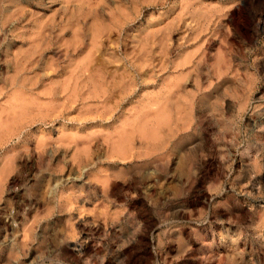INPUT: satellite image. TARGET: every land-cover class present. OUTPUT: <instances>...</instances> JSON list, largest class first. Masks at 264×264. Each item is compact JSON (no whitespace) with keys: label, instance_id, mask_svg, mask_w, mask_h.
Returning a JSON list of instances; mask_svg holds the SVG:
<instances>
[{"label":"rangeland","instance_id":"1","mask_svg":"<svg viewBox=\"0 0 264 264\" xmlns=\"http://www.w3.org/2000/svg\"><path fill=\"white\" fill-rule=\"evenodd\" d=\"M0 264H264V0H0Z\"/></svg>","mask_w":264,"mask_h":264},{"label":"bare ground","instance_id":"2","mask_svg":"<svg viewBox=\"0 0 264 264\" xmlns=\"http://www.w3.org/2000/svg\"><path fill=\"white\" fill-rule=\"evenodd\" d=\"M44 43V42H43ZM95 57V56H94ZM92 58V57H91ZM103 58V57H102ZM95 59V58H94ZM89 61V60H88ZM91 62V61H90ZM93 62V61H92ZM101 62V61H100ZM107 63V62H106ZM89 65H90V63H88ZM88 65V66H89ZM104 66H106V65H104ZM95 67V66H94ZM103 67V66H102ZM84 68V67H83ZM93 68V67H92ZM97 68V67H96ZM101 69V68H100ZM97 70H98V68H97ZM95 71V70H94ZM102 71V70H101ZM92 73V72H91ZM94 73V72H93ZM88 74V73H87ZM113 74V73H112ZM93 75V74H92ZM102 75V74H101ZM115 75V74H114ZM91 76V75H90ZM99 76V75H98ZM121 76V75H120ZM162 113V112H161ZM162 116H163V113H162ZM159 124V123H158ZM144 128V127H143ZM143 130V129H142ZM143 133V132H142ZM124 138V137H123ZM128 139V138H127ZM124 140V139H123ZM123 144V143H122ZM125 147V146H124ZM124 147H122V148H124Z\"/></svg>","mask_w":264,"mask_h":264}]
</instances>
